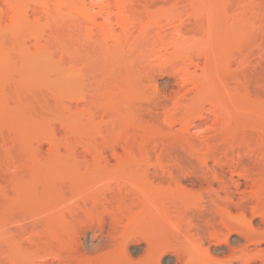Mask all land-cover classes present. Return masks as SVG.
Returning <instances> with one entry per match:
<instances>
[{
	"label": "rangeland",
	"instance_id": "1",
	"mask_svg": "<svg viewBox=\"0 0 264 264\" xmlns=\"http://www.w3.org/2000/svg\"><path fill=\"white\" fill-rule=\"evenodd\" d=\"M11 1L0 0V264H154L146 243L130 245V263L118 244L155 230L162 264H175L172 224L213 198L264 234V0ZM229 235L206 242L226 264L242 263L233 245L264 250Z\"/></svg>",
	"mask_w": 264,
	"mask_h": 264
},
{
	"label": "bare ground",
	"instance_id": "2",
	"mask_svg": "<svg viewBox=\"0 0 264 264\" xmlns=\"http://www.w3.org/2000/svg\"><path fill=\"white\" fill-rule=\"evenodd\" d=\"M6 1L9 2L10 7L14 6L13 2L11 0H6ZM222 186H224V188L226 189V186H228V185H226V183H223ZM238 186H240V185L238 184ZM199 189L198 190L194 189V188L192 189L189 186L180 185V190H182V192L196 194V197L198 195L197 199L200 201V200L204 199V197H203L204 193L203 192L205 190L202 192L203 189L202 190L201 189L199 190ZM208 190H210V189H208ZM208 190H206V191H208ZM210 191L213 192V190H210ZM210 191H208V194L210 196H212L213 194ZM214 192H215V190H214ZM215 194H218V192H215ZM196 202H197V200H196ZM195 204H196V206H195L196 211L198 213V217L196 218V220H194L192 217L189 219L188 218L187 219L181 218V219H178L179 224H175L174 220L173 221L169 220V222L171 224L174 222L172 224L173 229L170 228L172 230V231L170 230V233L173 232V230L176 231L177 245H176V249L174 248L175 249L174 252H175V255L177 257L178 263H175V264H226V263H228L227 261H225L226 263L223 262L225 259L223 260L217 256H214L213 253L211 252V245L207 246L206 242H209V244H210L211 239H215V241L212 240V241H214V243L216 242V243L220 244V243L224 242L226 244H229L230 243L229 242V236H230L229 234L233 233V231L236 233L238 232L240 234V236H245L247 238V240L249 241V243L253 242L254 244H258L260 242H263L264 234L263 233L260 234L261 233L260 231H259V233L255 232V233H258L259 235L256 236V234H255V237H253L254 233L252 235L245 234V233H247L245 230L240 229L239 225L236 226L237 224L235 225V222L231 221V217H232L231 213L232 212H231V209H230L228 202L221 204L218 202V200L213 198L212 203L209 206L208 205L206 206L204 203H203L204 204L203 205V204H201V202L199 204L198 203H195ZM208 207H209V209H208ZM238 208H239V206H238ZM239 209H241V211L243 212V213L240 212L241 216H243V215L245 216V213H244L245 210H244L243 205L240 204ZM257 210L259 211V209H257V208L252 209L254 215L261 213V212H258ZM205 211L208 213H211V214L215 211V213L220 214L221 219H215L213 217H211V218L205 217V214H207V213H205ZM260 215L262 216V213ZM239 216H240V214H239ZM217 220H219V221H217ZM237 220H239V219H237ZM201 221H203L204 223H201ZM183 223H185V225H187V226L184 227ZM218 224H220V225L218 226ZM249 224H251V223H249ZM193 227H195L194 233L191 232V229ZM251 228H253V227H251ZM225 229H226V231L227 230L229 231V234L227 236H223V239H222V235H224L223 233H225L223 231H225ZM243 231H245V233ZM262 232H264V230ZM161 233H162L161 231L155 230L153 237H151V236L148 237L147 235H145L143 237V235H142L141 238H139L137 236H134V237L127 236V237L123 238V240H121L118 245H120L122 250H123L125 261L127 263H130L132 260V258H131L132 255H130L131 251H129L130 245L133 243H137V244L140 243L141 244L142 242H144L147 244L146 245L147 246L146 256H147L148 261L149 262L153 261L154 264H162V258L164 255L163 254L164 251H163L162 246H161L162 244L160 243V242H162V241H160L161 240L160 237H162ZM165 234H166V232H165ZM139 236H141V235H139ZM113 239H116V237ZM170 239H172V238H170ZM212 241H211V243H212ZM111 243H113V242L111 241ZM115 245H117L116 242H115ZM237 247H235L234 245L231 246L230 256L235 257V258L237 256V259L242 260L241 264H249V262L251 263V261H254L256 259L260 260L261 263L263 262V264H264V250H259L257 252L248 253V252H246V247H244V246H241V247L237 246ZM238 251L241 254L239 253L238 255H236V253ZM229 264H231V259H230Z\"/></svg>",
	"mask_w": 264,
	"mask_h": 264
}]
</instances>
